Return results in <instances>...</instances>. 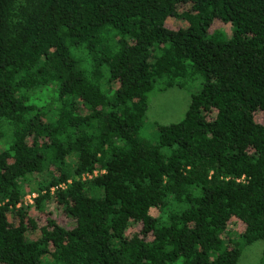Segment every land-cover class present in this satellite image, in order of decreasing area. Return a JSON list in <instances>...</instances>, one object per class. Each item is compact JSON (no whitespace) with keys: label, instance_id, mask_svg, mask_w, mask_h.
<instances>
[{"label":"trees","instance_id":"trees-1","mask_svg":"<svg viewBox=\"0 0 264 264\" xmlns=\"http://www.w3.org/2000/svg\"><path fill=\"white\" fill-rule=\"evenodd\" d=\"M198 77L141 137L154 84ZM257 111L264 0H0V264H238L264 242Z\"/></svg>","mask_w":264,"mask_h":264},{"label":"rangeland","instance_id":"rangeland-1","mask_svg":"<svg viewBox=\"0 0 264 264\" xmlns=\"http://www.w3.org/2000/svg\"><path fill=\"white\" fill-rule=\"evenodd\" d=\"M166 25L176 27L181 25V22L178 19L170 18L166 21ZM210 28V31L221 28L225 36L229 35L231 32V25L229 23H222L218 20L214 21ZM199 88V77L194 80L183 82L181 86L172 85L165 89H161V84L156 82L149 93L148 107L144 118V124L140 130V136L148 141L154 142L158 134L157 125L175 122L181 119L189 103L191 94L196 93ZM255 118L264 123V112L257 111L255 113ZM29 196L31 200V195ZM25 201H28L27 196L25 197ZM48 207L52 212L51 214L56 217L58 221L64 223V225H69V220L56 208L53 201H50ZM32 214L35 215L36 213L32 212ZM36 217L39 219L41 216ZM230 225L232 229L237 231L243 228V224L238 220H232ZM136 228H138V225L132 229ZM34 236H36L35 231L29 234V237ZM263 246L264 242L262 240H257L245 247L239 258L238 264H264L261 251Z\"/></svg>","mask_w":264,"mask_h":264},{"label":"built area","instance_id":"built-area-1","mask_svg":"<svg viewBox=\"0 0 264 264\" xmlns=\"http://www.w3.org/2000/svg\"><path fill=\"white\" fill-rule=\"evenodd\" d=\"M27 200H28V201H31V200H30V196H29V195H27Z\"/></svg>","mask_w":264,"mask_h":264}]
</instances>
